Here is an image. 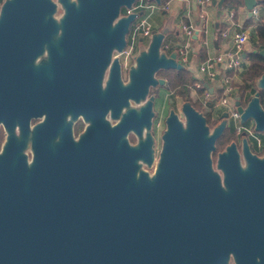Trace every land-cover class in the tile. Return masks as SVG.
Masks as SVG:
<instances>
[{
	"label": "water",
	"instance_id": "95a60500",
	"mask_svg": "<svg viewBox=\"0 0 264 264\" xmlns=\"http://www.w3.org/2000/svg\"><path fill=\"white\" fill-rule=\"evenodd\" d=\"M57 1L64 9L63 48L93 49V96L100 108L101 72L143 10L133 8L136 0ZM257 1L243 0L250 15ZM224 2L211 0L219 7ZM56 9L54 0H4L0 33H12L16 25L30 31L42 21L54 33ZM168 31L167 25L151 30L125 94L153 84L155 69L184 70L176 49L163 45ZM254 52L264 58V48ZM255 83L246 105L239 95L235 105L241 120L253 119L264 132V73ZM181 113L184 122L173 109L165 117L161 160L152 177L136 173L132 149L119 140L120 124L110 127L101 114L93 115V157L82 152L81 163L70 138L67 146L49 147L46 165L42 136L34 138L31 164L22 151L24 137L8 136L0 153V264H225L229 254L236 264H264V156L244 144L248 165L241 168L231 143L217 155L221 177L210 153L224 123L209 133L203 113L189 100Z\"/></svg>",
	"mask_w": 264,
	"mask_h": 264
},
{
	"label": "flooded vegetation",
	"instance_id": "af4514ba",
	"mask_svg": "<svg viewBox=\"0 0 264 264\" xmlns=\"http://www.w3.org/2000/svg\"><path fill=\"white\" fill-rule=\"evenodd\" d=\"M3 3L1 0L0 13ZM60 18H56V32L51 34L44 21L30 31L16 25L14 32L0 33V153L8 136L24 137L22 151L31 164L35 156L34 138L42 136L44 162L49 165V147L67 146L66 138H70L76 146L77 162L81 163L82 152L93 157V115L101 114L110 127L120 124L119 140H125L132 149L136 173L142 170L152 177L161 160L165 129L162 112L175 104L178 96L167 89L164 75L170 70L155 69L153 84L134 95L125 94L124 88L131 82V71L140 52L137 48L144 39L138 33L137 48L124 55L121 51L129 41L126 37L122 50L111 53L101 72L99 88L105 104L97 108L93 96V49L79 53L65 50ZM162 78L166 81L164 85ZM217 98V94H212L208 101ZM202 113L209 133L225 120L215 140V150L210 153L212 168L221 177V170L216 167L217 155L231 143L235 145L241 168L248 165L244 144L251 154L264 156V132L255 128L253 119L241 120L239 116L241 127L236 128L228 114L222 116V110ZM220 138L229 141L218 150L216 143ZM225 264H236L232 254Z\"/></svg>",
	"mask_w": 264,
	"mask_h": 264
},
{
	"label": "crops",
	"instance_id": "0c3cea01",
	"mask_svg": "<svg viewBox=\"0 0 264 264\" xmlns=\"http://www.w3.org/2000/svg\"><path fill=\"white\" fill-rule=\"evenodd\" d=\"M138 8L135 10L138 11ZM203 8H206L207 13L204 17H201L199 12ZM255 8L256 14L253 11ZM142 10L143 14L139 17V20H146L151 30L156 29L160 31L164 26H169V31L163 39V45L167 50H174L189 39L186 55L187 61L183 66L184 70L193 78H196L198 75V66L206 56H215L216 54L234 48L232 36L235 32L241 30L249 32V39L244 46V52L246 54H250L256 50L255 28L258 22H264V0L257 1L252 9L251 15L245 8L243 2L238 5H229L226 0L222 3L221 7L212 4L201 7L197 5L196 0H161L159 4L148 0L145 2ZM183 22H191L200 28L198 33L191 38H187L181 27ZM223 32H225V35H222ZM243 59H246V63H243L246 68L249 64L248 55ZM215 67L219 72L212 80L213 82L220 80L221 74L229 73V71L223 69L221 64H216ZM241 72L239 75L233 76L232 81L234 83L240 80ZM205 82L208 83V86H214L211 91L207 88L210 95L219 94L221 86L216 88L213 82L210 83L208 80ZM202 87H207L204 85V82ZM200 89L203 91L202 88ZM201 90H197V92L200 93ZM197 92L196 94L198 95ZM191 94L194 95V92L191 91ZM164 98L165 96H163V101Z\"/></svg>",
	"mask_w": 264,
	"mask_h": 264
},
{
	"label": "built area",
	"instance_id": "2783aa9c",
	"mask_svg": "<svg viewBox=\"0 0 264 264\" xmlns=\"http://www.w3.org/2000/svg\"><path fill=\"white\" fill-rule=\"evenodd\" d=\"M196 2L197 5L201 7H206L211 4V0H196ZM144 5L145 0H137V3L136 5H133V8H141L144 7ZM165 7H167V5H165ZM253 11H255L256 14V8ZM206 13V8L200 9L199 14L201 17H204ZM181 27L187 38H191L193 35L197 34L200 29L197 26L193 25L191 22H183ZM139 28H141V32H138ZM128 33L129 41L121 51L124 55H126L130 50L137 48V46L135 45V38L138 33H140V35L144 38L142 41L144 42V44H142L141 46H146L151 37V27L146 22V20L140 19L130 27ZM222 35H225V32H223ZM248 39L249 32H247L246 30L235 32L232 36L234 48L216 54L215 56H206V58L198 66V75L195 78V82L193 83V85H190V88L193 87V89L196 90L195 92H197V90L200 88L203 89L202 92H197L198 95L194 94L196 99L198 98L197 100L200 101L201 99H203L210 111L222 110L227 112L229 117L233 119L234 126L236 128L241 127V125L238 122L239 113L236 110L235 105V91L233 90L234 87H232L231 84L233 82V76L237 74L239 75V73L245 68L242 60L244 58L242 56V53L244 52V46L246 45ZM188 42L189 39L185 41L184 44H181L176 48L177 58L182 64L187 61L186 55ZM216 64H221L223 66V69L229 71V73L221 74V88L219 90V96L214 102H209L208 100H210V92L207 90V88H203L202 84L207 80H213L214 77L218 74L219 71L215 67Z\"/></svg>",
	"mask_w": 264,
	"mask_h": 264
},
{
	"label": "trees",
	"instance_id": "16d2710c",
	"mask_svg": "<svg viewBox=\"0 0 264 264\" xmlns=\"http://www.w3.org/2000/svg\"><path fill=\"white\" fill-rule=\"evenodd\" d=\"M148 1V0H147ZM229 5H238L242 4L243 0H226ZM137 0L135 1V3ZM146 2V0H145ZM134 3V4H135ZM142 8H138L140 10ZM126 12L125 8L121 9V12ZM255 49L264 48V22H258L255 28ZM248 55L249 64L240 74V82L236 84L237 93L236 95L240 96L241 104L246 105L250 97L257 90L256 88V80L264 73V58L254 51ZM167 79V89L169 91H173L176 88H180L181 92H179L180 96L184 101L190 100L188 93V86L192 85L195 82V78L191 77L188 72L185 70L181 71H172L170 70L168 73L164 75ZM199 91L201 89H198ZM202 91V90H201ZM192 105L199 110V104L192 102ZM259 103L264 110V88L259 90ZM213 124V122H211ZM229 141V139L220 138L217 143V149H222L225 144Z\"/></svg>",
	"mask_w": 264,
	"mask_h": 264
},
{
	"label": "rangeland",
	"instance_id": "374dc122",
	"mask_svg": "<svg viewBox=\"0 0 264 264\" xmlns=\"http://www.w3.org/2000/svg\"><path fill=\"white\" fill-rule=\"evenodd\" d=\"M1 1V0H0ZM54 1H56L57 2V9H56V11L54 12V17L55 18H59L60 16H62V14H63V12H64V9H63V7H62V5H60L59 3H58V1L57 0H54ZM147 1V0H146ZM154 3H156V2H154ZM157 4V3H156ZM136 5V4H135ZM136 7V6H135ZM136 9V8H135ZM125 12L124 11H122L121 12V14H124ZM139 19H137L131 26H133L137 21H138ZM153 25H155V24H153ZM129 33L126 35V37H127V39L129 38ZM142 44H144V42H141V45ZM142 49H144V47L143 46H139V48H137V50L138 51H141ZM243 60V63L245 64L246 63V59H242ZM210 83L211 82H213L212 80H208ZM240 82V80L238 81V82H236V83H232L231 85H232V87H234V93H235V96L234 97H236V93H237V86H236V84L237 83H239ZM213 84H215V87L216 88H219L220 86H221V80H215L214 82H213ZM193 85V84H192ZM256 87H257V84H256ZM207 88V87H206ZM191 91L192 92H194V94L196 95V90H194L193 89V87H191L190 88V90H189V96H190V99H191V101H193L194 103H198L199 104V110H201V112H204V113H207V112H209L210 110L208 109V107L206 106L207 104L204 102V100L203 99H201L200 101L199 100H197L196 99V97H195V95H192L191 94ZM173 92H175V93H177V95L178 96H175V99H176V103L175 104H171V105H169L168 107H166V108H164L163 109V112H162V127H163V125H164V117H165V115L167 114V112H168V110H171V109H173L176 113H177V115L179 116V118H180V120H182L183 122H184V118H183V116H182V113H181V105H182V102H183V98L179 95V92H181V90H180V88L178 87V88H176L175 90H173ZM202 92V91H201ZM219 96V94H217V97ZM172 98H174V97H172ZM220 123H224L225 124V120H223V121H221Z\"/></svg>",
	"mask_w": 264,
	"mask_h": 264
}]
</instances>
